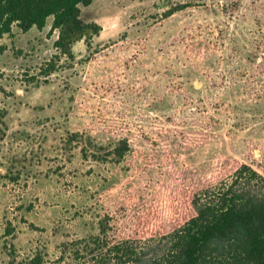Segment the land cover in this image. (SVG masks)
<instances>
[{"label": "rangeland", "instance_id": "374dc122", "mask_svg": "<svg viewBox=\"0 0 264 264\" xmlns=\"http://www.w3.org/2000/svg\"><path fill=\"white\" fill-rule=\"evenodd\" d=\"M80 19L63 47L52 18L0 39V264H58L103 230L147 240L128 263L147 264L202 186L264 175V0H92Z\"/></svg>", "mask_w": 264, "mask_h": 264}, {"label": "trees", "instance_id": "16d2710c", "mask_svg": "<svg viewBox=\"0 0 264 264\" xmlns=\"http://www.w3.org/2000/svg\"><path fill=\"white\" fill-rule=\"evenodd\" d=\"M91 2L0 0V39L14 24L22 31L31 27L42 29L52 18V28L58 30L55 44L63 47L85 36L88 26L80 19V7ZM255 70L258 77H264V58ZM191 205L193 212L173 227L164 248L151 254L147 264H264L262 173L241 163L218 182L202 186L193 195ZM105 232L87 242L84 251L61 255L58 264H77L80 260L81 264L137 262L140 251L149 243L129 232L112 240ZM9 264H44V261L40 253H35L23 263Z\"/></svg>", "mask_w": 264, "mask_h": 264}]
</instances>
